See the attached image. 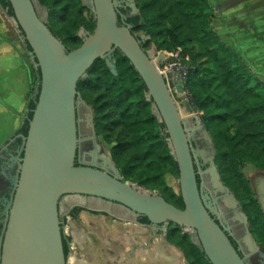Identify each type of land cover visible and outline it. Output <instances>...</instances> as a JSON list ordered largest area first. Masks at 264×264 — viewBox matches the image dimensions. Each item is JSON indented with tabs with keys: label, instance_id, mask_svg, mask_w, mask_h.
Wrapping results in <instances>:
<instances>
[{
	"label": "water",
	"instance_id": "water-1",
	"mask_svg": "<svg viewBox=\"0 0 264 264\" xmlns=\"http://www.w3.org/2000/svg\"><path fill=\"white\" fill-rule=\"evenodd\" d=\"M8 1L13 17L1 4L0 14L10 18L12 29H18L33 83L37 68L40 75L31 86L33 93L39 84V91L27 133L18 135L21 145L14 157L16 173L2 230L0 264H70L71 258L63 250L58 212L61 197L72 207H82L80 233H87L89 240L88 264H186L182 250L166 238L170 223L192 230L211 264H246L211 217L206 197L200 195L196 182L194 161L198 163L201 158L208 163L205 173L212 186L234 201L220 181L212 137L187 104L180 83L171 79L168 71L157 69L153 56L162 61V51L154 46L145 51L130 25L118 21L117 12L122 5L131 15L138 13L134 0H86L87 4L81 0L93 13L95 25L91 33L80 29L82 42L69 51L50 32L46 17L33 0ZM251 1L259 17L264 16V0ZM115 48L144 82L146 99L152 101L153 113L164 124L168 147L178 166L177 183L183 208L166 201L159 193L147 192L123 180L97 140L92 111L78 94L76 85L98 58L104 59L107 68L116 75ZM79 109H83L92 140L101 151L100 162L95 156L88 161L79 158L76 164ZM26 112L27 108L20 113L23 119ZM191 118L196 129L207 137L208 150L200 144L192 146L194 131L185 126V120L189 122ZM254 192L264 213V189ZM86 197L116 203L126 214L118 217L95 210L91 203L85 204ZM131 216L146 217L149 226L130 219Z\"/></svg>",
	"mask_w": 264,
	"mask_h": 264
},
{
	"label": "trees",
	"instance_id": "trees-1",
	"mask_svg": "<svg viewBox=\"0 0 264 264\" xmlns=\"http://www.w3.org/2000/svg\"><path fill=\"white\" fill-rule=\"evenodd\" d=\"M38 1L48 11L45 24L55 37L59 31L62 33L61 42L68 51L81 44L80 29L93 31L94 15L81 0ZM134 2L138 13L125 19L132 33H144L148 36L146 43L159 51L167 53L181 47L183 54L189 55L191 68L185 87L190 106L200 113L212 137L215 165L227 185L239 193L249 191L242 171L244 164L264 168V82L242 62L238 51L213 30L207 0ZM0 4L13 17L9 1L0 0ZM121 14L123 11H118L117 18L123 23ZM114 58L116 75L104 59L98 58L76 85L83 99L88 96L86 103L93 110L95 135L121 127L122 139L111 146L110 156L123 180L152 188L166 201L183 208L179 190L175 191L165 179L167 174L178 177L179 172L168 147L164 124L153 113L152 101L145 96L146 86L129 60L117 48ZM36 72L34 83L40 75L38 68ZM38 91L39 84L27 102L25 118L16 134L26 135ZM20 144L18 137L14 150ZM140 222H147L146 217L142 216ZM166 238L182 250L188 264H211L200 245L182 232V227L170 223ZM62 242L66 255L63 236Z\"/></svg>",
	"mask_w": 264,
	"mask_h": 264
},
{
	"label": "flooded vegetation",
	"instance_id": "flooded-vegetation-1",
	"mask_svg": "<svg viewBox=\"0 0 264 264\" xmlns=\"http://www.w3.org/2000/svg\"><path fill=\"white\" fill-rule=\"evenodd\" d=\"M87 3L88 1H86V4ZM218 7L220 8L219 5ZM118 11H123L121 19L123 23H126L125 19L127 15L130 14V10L122 5L118 8ZM154 57L153 61L156 62L157 58L156 56ZM80 110L81 109L77 111V117L79 116L81 121L78 124L76 164H78L77 161L79 158L83 161H88L90 159L93 160L95 156L100 162L101 151L97 147L95 141L92 140V135L88 128L87 118L83 115V109L81 111ZM185 124L186 127L194 131L192 146L196 148L197 144H200L207 149V137L203 134L201 129H196L194 120L192 119V121L189 122L185 120ZM18 135L19 134H15L8 137L0 145V244L3 236L2 230L6 220L7 204L10 200L13 189V179L16 173V162L14 157L17 156L16 150L18 148L14 150V147L17 145L16 144L14 146V142L19 137ZM98 142L100 141L98 140ZM20 145L18 147H20ZM104 151L106 152L105 148ZM204 157L207 158L208 154L205 153ZM198 160V163L194 161L196 180H198L196 182L200 195L206 197V203L209 205L208 211L211 217L224 231L235 251L246 264H264V213L254 192L255 189H264V168L254 167L247 173L243 171L249 191L239 193L224 182L218 168L216 167L221 183L229 189V193L234 197V201H231L227 198L225 192L212 186L210 177L205 173L208 168V163H204L201 158ZM199 170H201L202 173H200ZM86 199L87 201L85 204L88 205L91 203L92 205L90 206H94L92 208L95 210L103 212L107 211L109 214L118 217L126 214V211L116 203L109 204L107 201H98L97 199L93 200L90 199V197H86ZM81 209L82 207L79 206L72 207V204L70 205V203L63 197H61L58 202L62 236L64 237L67 245L66 257L68 256L71 258L70 264H88L90 261L89 253L86 248L89 240L87 239L86 242L82 244L81 248L83 249V252L80 254L81 250L78 249V246L74 242L72 233H65L66 227L70 229L73 227L72 221L77 220L80 222ZM141 217L142 216H131L130 219L140 222ZM142 223L149 226L148 221ZM155 234L158 235L160 233ZM187 234L191 236L194 243L199 245L196 240V234L192 232V230ZM73 249L75 252H73Z\"/></svg>",
	"mask_w": 264,
	"mask_h": 264
},
{
	"label": "crops",
	"instance_id": "crops-1",
	"mask_svg": "<svg viewBox=\"0 0 264 264\" xmlns=\"http://www.w3.org/2000/svg\"><path fill=\"white\" fill-rule=\"evenodd\" d=\"M222 1L224 8L218 4L219 13L222 19H230L223 22L228 24V32L232 34L231 46L238 50L251 72L264 82V16L259 17L251 0H230L228 4ZM19 49L15 40L0 36V145L22 125L20 113L27 108L32 95L28 58ZM74 223L73 239L83 251L81 247L88 238L87 233H80L83 226L79 221L74 220Z\"/></svg>",
	"mask_w": 264,
	"mask_h": 264
},
{
	"label": "rangeland",
	"instance_id": "rangeland-1",
	"mask_svg": "<svg viewBox=\"0 0 264 264\" xmlns=\"http://www.w3.org/2000/svg\"><path fill=\"white\" fill-rule=\"evenodd\" d=\"M33 1H34L35 6L39 10H41L43 12V14L46 17L47 22H48V11H47V8L45 6H43L38 0H33ZM83 1H85V3H86V0H83ZM225 1H226L225 3L228 4L230 0H225ZM207 3H208V5H209V7L211 9L210 22H211V26H212L213 30L218 34V36L224 42L228 43L229 45H232L231 44L232 42L230 40L231 37H232V34H230L228 32V29H227L228 28V24H224V22H223V20L226 21V22H228L230 19L229 18L222 19V15H220V13H219V10L220 9H219V7L217 5V4H221V6H223V3L224 2L222 0H221V2H220V0H207ZM221 8H224V6L221 7ZM124 15H125V12H124ZM134 15H136V14H134ZM134 15L129 14V15H127V17L134 16ZM12 26H13V22L10 20V18L9 17H5V16H2L0 14V36H4V37L6 36L8 38H11V39L15 40L16 43L18 44L19 48H20L19 50L21 51V53L23 55H25V50H24L22 41H20L21 38H20V35H19V32H18V29H12ZM57 33H58V31H57ZM59 33L60 34L57 35L56 38H58L61 41L62 40V33L60 31H59ZM133 34H136V35L139 36V39L141 40V44H142L143 49L145 51H148V50H151L152 49L153 45H151L150 43H146V41H145L148 38V36H146L144 33H141L139 31H135ZM80 37H82L81 34H80ZM68 47L69 48H72L73 45H68ZM176 48H179L182 51V48L181 47H176ZM238 48H239V46H238ZM186 56L189 59V55H186ZM240 57H241L242 62H244L242 56H240ZM153 58H155V57L153 56ZM166 62H168V61H166ZM26 64L28 65V67L31 70V67H30V64H29L28 59L26 60ZM156 64H157V66H158L159 69H162L164 67V65L167 64V63H164V62L160 63L159 62V59H158V61H157ZM188 73H189V71H188ZM31 74H32L31 84H33V73H32V70H31ZM186 78H187V76H186ZM186 78H185L184 81L183 80L178 81L175 77L172 78V79H175V80H177L180 83V85H181V87H182V89H183V91H184V93L186 95L187 104H190V102H189L190 101L189 100V95H188L187 90H186V87H185ZM88 93H89V91H87L86 94H88ZM87 97L86 98L84 97V99L86 100V102H87V99H88ZM88 106H89V104H88ZM90 109H91L92 114H93V110H92L91 107H90ZM105 113L108 114L109 111H106ZM194 114L198 117L200 123L203 124L201 118L199 117L200 113L198 111L194 110ZM121 131H122V128L120 127V128L115 129L114 131H107L105 134H101V135H99L97 137L98 140L101 142L102 146L105 148V150H106V152H107L108 155H110V148H111V146L113 144H115L118 140H121L122 139ZM252 168H254V167L251 166V165H249V164H244V166L242 168V171H244L245 173H247V172L251 171ZM165 179H166V182H167V184L169 186H171L175 191H178L177 177H175L174 175H171V174H167L166 177H165ZM127 181H129L130 183H133L134 185L138 186L140 189L145 190L147 192H150V193H158V191H156V190H154L152 188H146V187H144L142 185H139L138 183L132 182L131 180H127ZM182 232L185 233V234L189 233V231H187V230H182ZM73 252H75L74 249H73ZM82 252L83 251H81L80 254ZM78 254H79V252H78ZM186 264H188L187 258H186Z\"/></svg>",
	"mask_w": 264,
	"mask_h": 264
},
{
	"label": "built area",
	"instance_id": "built-area-1",
	"mask_svg": "<svg viewBox=\"0 0 264 264\" xmlns=\"http://www.w3.org/2000/svg\"><path fill=\"white\" fill-rule=\"evenodd\" d=\"M162 53L164 55V58L162 61L159 60V62L160 63L164 62L167 64H165L162 69H159L158 66L156 65L157 69L162 71H168L171 79L175 77L178 81L180 80L184 81L188 74V71L191 68V66L188 63V57L184 55L181 49L179 48L173 49L172 51L167 53L166 52H162Z\"/></svg>",
	"mask_w": 264,
	"mask_h": 264
},
{
	"label": "bare ground",
	"instance_id": "bare-ground-1",
	"mask_svg": "<svg viewBox=\"0 0 264 264\" xmlns=\"http://www.w3.org/2000/svg\"><path fill=\"white\" fill-rule=\"evenodd\" d=\"M156 63V62H155ZM84 216V215H83ZM72 224H73V227L70 229V228H67L66 227V233H72V229H74V227L76 226V224L74 223V221L72 222ZM76 229V228H75ZM91 261V260H90ZM90 261H89V263H90Z\"/></svg>",
	"mask_w": 264,
	"mask_h": 264
}]
</instances>
